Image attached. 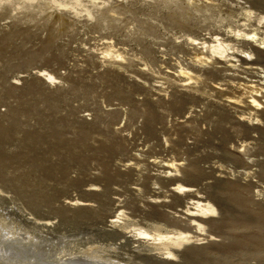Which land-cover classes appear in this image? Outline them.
<instances>
[{
	"label": "rangeland",
	"instance_id": "374dc122",
	"mask_svg": "<svg viewBox=\"0 0 264 264\" xmlns=\"http://www.w3.org/2000/svg\"><path fill=\"white\" fill-rule=\"evenodd\" d=\"M11 231L0 264H264V0H0Z\"/></svg>",
	"mask_w": 264,
	"mask_h": 264
},
{
	"label": "bare ground",
	"instance_id": "6f19581e",
	"mask_svg": "<svg viewBox=\"0 0 264 264\" xmlns=\"http://www.w3.org/2000/svg\"><path fill=\"white\" fill-rule=\"evenodd\" d=\"M257 105V104H256ZM66 204H68V205H70V206H74V205H78V203H76L75 201H72V202H67ZM79 205H83V206H87L88 204H79ZM26 220H28V222H35V221H32L33 219L32 218H27ZM117 222V218L116 219H111L110 220V227L112 228V227H114V225H115V223ZM49 223H46V222H40V225H42V226H47ZM37 225V224H36ZM38 225H39V223H38ZM6 233H8V236L7 237H5L6 238V240H8L9 242H8V245L7 246H4V245H2V246H4V247H1L0 246V248H1V252H4V254H7V253H13V254H15V251H14V249L13 248H11L13 245H15V243L17 244V243H22L24 246H26V247H28L30 250H32V253H34V250H36V248H35V246L32 244V241H33V239L34 238H36V237H33V235H31V234H28L27 236L25 235V233H24V235H23V233H21L20 232V234H17V232H14V231H11V232H6ZM19 235V236H18ZM16 236H18V237H16ZM128 238V237H127ZM126 238V239H127ZM135 238V237H134ZM183 238V237H182ZM185 238V237H184ZM129 239V241H137V240H139V239H131V238H128ZM3 240V239H2ZM182 241H184V240H182ZM32 244V245H30V244ZM178 244H181V241H179V242H177ZM0 244H2V242H0ZM38 251V250H37ZM36 251V252H37ZM171 253V252H170ZM169 252H168V256H166L165 258L166 259H170V256H171V254H170ZM35 256V255H34ZM33 256V257H34ZM173 256V255H172ZM171 256V257H172ZM56 257H57V255H56ZM66 257V256H65ZM65 257H64V259H65ZM2 258V257H1ZM35 258H36V260H35V262L34 261H32V263H30V264H38L39 263V261H38V258L35 256ZM51 260L49 261V262H47V261H45V258H44V262H45V264H59V263H61L62 261H63V258L62 259H57V261L55 260V261H53V258L54 259H56L55 258V255L54 256H52V257H49ZM59 258H61V257H59ZM67 258V257H66ZM69 258V257H68ZM7 259H8V257H7ZM30 259H31V257H30ZM47 259V258H46ZM73 259V258H72ZM11 260V259H10ZM28 260H29V258H28ZM60 260H62L61 262H60ZM70 260H71V258H70ZM74 260V259H73ZM29 261H31V260H29ZM66 261V260H65ZM64 261V262H65ZM73 261L71 260V263H72ZM67 263H69L68 261H67ZM90 263H92V262H90ZM90 263H88V264H90ZM65 264H66V262H65Z\"/></svg>",
	"mask_w": 264,
	"mask_h": 264
}]
</instances>
